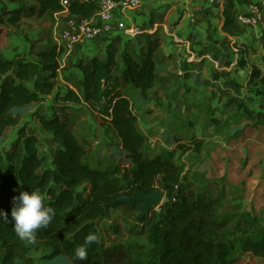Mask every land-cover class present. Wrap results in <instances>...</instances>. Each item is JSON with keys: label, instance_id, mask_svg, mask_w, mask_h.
<instances>
[{"label": "trees", "instance_id": "16d2710c", "mask_svg": "<svg viewBox=\"0 0 264 264\" xmlns=\"http://www.w3.org/2000/svg\"><path fill=\"white\" fill-rule=\"evenodd\" d=\"M29 1L34 5L29 8L30 14L38 18L62 11L60 0H0L4 4L1 21L6 19L8 25L18 27L24 11L5 4L16 6ZM98 12L95 0L69 8L71 16L84 19ZM135 39L145 40V44L139 42L138 47L122 49L116 41L108 40L101 52L81 60L77 66L82 82L80 94L69 88L57 90L55 80L60 75L59 59L63 54L58 47L34 56L22 52L10 59L0 58V210L10 218L13 197L39 188L44 203L56 210L53 222L37 231V243L51 249L48 259L65 256L72 264H114L97 227L109 216L107 205L120 196H131L136 189L146 194L161 189L166 198L149 232L153 249L146 264H236L238 260L230 258L234 247L227 240L230 219L218 211L217 201L200 193L187 194L181 168L171 158L160 154L149 159L144 155L147 138L138 130L135 105L148 102V93L161 81L156 56L162 43L160 36L145 33L137 34ZM254 72L261 86L257 94L264 100V74ZM130 87L139 90L138 96L129 97L126 90ZM48 100L45 107L50 115L39 117V129L56 146L52 157H41L39 138L34 132L28 133L26 127L19 128L17 138L9 144L3 143L7 131L20 123L17 112ZM59 104L98 110L106 129L117 139L118 164L113 170L90 165V150L58 116ZM171 142L176 143L174 150L180 154L192 150L200 153L203 147L196 138L189 144L175 138ZM122 154L125 163L119 159ZM121 207L127 206L117 208ZM133 209L139 211L140 204ZM90 232L98 235L99 242L88 248L87 260L74 262V250ZM24 243L11 222L0 221V264L25 261L28 249ZM241 251L264 261V236L246 239Z\"/></svg>", "mask_w": 264, "mask_h": 264}, {"label": "rangeland", "instance_id": "374dc122", "mask_svg": "<svg viewBox=\"0 0 264 264\" xmlns=\"http://www.w3.org/2000/svg\"><path fill=\"white\" fill-rule=\"evenodd\" d=\"M159 1L142 0V7L133 12L142 19L147 18L148 13L152 22H159V17L151 14L157 11L155 7ZM171 1L173 0H169ZM184 5H186L185 0H174L162 14L164 23L167 25L160 27L158 32L162 36L161 43L166 48L181 44L179 41L177 43L173 41L176 37L172 34H175V28L182 20L181 16L185 13L189 14L190 10H183L179 18L174 16L175 11L170 14L169 12L175 6L178 10ZM2 6L4 4L1 3L0 18ZM5 6L20 8L25 16L18 27L8 25L6 19L5 21L0 19V57H4V52L7 50L15 49L13 54L6 56L10 59L9 57L25 52L26 49L29 55L34 56L42 50L60 48L63 54L59 59L60 75L55 80L57 90L69 88L80 94L82 82L78 63L89 59L93 53L101 52L105 41L115 39L122 48L131 42L126 38L127 34L121 32L122 35L113 38L112 35L108 39L106 38L109 36L101 37L91 42L90 46L87 43L70 46L62 41H59V45L57 39L61 37L62 29L60 28L61 24H64V17L57 19L51 14L44 18L32 16L29 8L34 5L30 1L16 6L9 4ZM168 16L169 18L165 21ZM56 22H59L57 28ZM139 23L141 27L135 28L133 32L137 33L146 22ZM181 33L182 31L176 35L180 37ZM184 44L187 46V41L182 43ZM26 45L30 48L28 49ZM22 48L25 50L22 51ZM201 50H204L203 46ZM242 50L246 58L247 55L254 54V52L246 51L245 46ZM207 51L210 52L211 49L208 48ZM195 52L199 54V50ZM212 53H214L211 56L212 59L214 56L215 58L223 57L219 61L216 73L204 62L199 64L192 61L190 64L182 65L184 61H187L184 55L170 61L169 64L178 63L181 67L176 74L170 73L177 76V79L172 78V81L179 80L176 83L177 94L172 95V91L167 89L170 80L166 79L168 76L159 74L161 81L148 93V102L140 107L135 105L138 116L137 127L139 132L147 138L145 157L153 159L163 154L164 157L171 158L173 163L181 168V179L186 193H200L206 198L216 200L218 211L230 219L227 240L234 247L230 258H236L238 260L236 264H264L262 259L241 251L246 239L259 240L264 236V102L262 99L249 97L246 92L253 93L257 90L255 85L248 81V77L251 78L249 73L252 74L257 67L248 65V69L244 68L236 62V53L225 56L223 51L212 50ZM164 54L165 51L158 60L168 68L165 63L172 56L165 55V57ZM225 64L230 69L227 70ZM191 68L201 77L206 76L204 90L197 92L195 96L196 102L207 100L201 106L189 103L186 97L187 91L183 96L181 95L185 77L190 75ZM239 78L242 81H237ZM195 88L201 90L198 87ZM126 91L131 98L139 94V90L134 87L127 88ZM49 102L50 100L41 105H31L17 112L20 123L17 128H10L7 131L3 143L9 144L17 138L18 129L26 127L28 133L34 132L38 136L41 157L45 156L48 159L52 157L56 146L51 142V137L40 132L39 129V117L50 115L49 109L45 107V104ZM208 104L211 106L210 109H207ZM56 110L58 116L73 129L79 141L90 150L88 159L90 165L100 170H113L118 164L117 139L111 131L106 129V123L98 110L86 105H66L64 108L60 104L56 105ZM173 138L187 144L196 138L203 142V147L200 153L192 150L180 154L179 151L174 150L177 145L171 142ZM121 157L119 159L125 163L123 154ZM158 213L159 207L150 212L149 222L141 223L140 212L127 206L111 209L109 216L98 222L97 227L102 236L103 245L114 264H146L149 253L153 249L149 232L157 221ZM24 244L28 249L26 260L19 261L18 264H72L65 256L48 259L51 249L41 244L28 242Z\"/></svg>", "mask_w": 264, "mask_h": 264}, {"label": "crops", "instance_id": "0c3cea01", "mask_svg": "<svg viewBox=\"0 0 264 264\" xmlns=\"http://www.w3.org/2000/svg\"><path fill=\"white\" fill-rule=\"evenodd\" d=\"M173 1L169 2V0H160L159 3L156 4L155 8L157 9V11L152 12L151 14L154 16L157 15L159 17L158 18L159 22H152L149 18L148 13H147V18H143V19L139 18L131 10L126 11V12H122L121 10H118L114 14V17H115L116 22L123 23L127 29H130L133 31H135V28L138 29L139 27H141L139 26L140 21L141 22L145 21L147 24L146 23L143 24L142 28L138 30L137 34L145 33V34H150V35H158L162 38L158 30L160 27H163V26L166 27L167 25V23H164L162 14L165 13V11L167 10V6H169ZM185 1H186V5H184L185 7L184 6L180 7L177 10L176 9L177 6H175V8H172L169 12L170 14L172 13V11H175L174 16L179 18L183 10H187V9L190 10L189 14L185 13V15L181 16L182 20L180 23L177 24V27L175 28V34H172L174 37H176V39L173 41H175V43L179 41L181 44H179L178 46L171 45L169 46V48L168 47L166 48L162 44L161 51L156 56L158 73L162 75H166L168 76V78L166 79H170L169 83L167 84L168 86L167 89H169V91H172V95L177 94L175 92L176 89H178L176 87V83L179 82V80L172 81L171 79L172 78L177 79V76L176 75L173 76L170 73L176 74V71L181 70V67H179L178 63L169 64V62L173 61L174 59H176V57H179L180 55H184L187 58V61H184L182 65H185L186 63L190 64L192 63V61L193 63H199V64L204 62L205 64L209 66L210 69H213L216 73L218 71L219 61L223 57L215 58L214 56V59H212L211 56H213L214 54L212 53V50L218 51V52L223 51L224 56L229 55L230 53H236V57H237L236 62L243 65L244 68L246 69H248L247 68L248 65H253L254 67H257V69L255 70H258L262 74H264V26L258 25L256 27H244L240 24V22L237 19L238 14H249L250 7L252 5L258 6L264 15V0H229V4L227 3L224 10L221 9L218 4L213 2V0H185ZM168 18L169 16L165 18V21ZM140 19H142L143 21ZM58 25H59V22H56V28L58 27ZM62 25L63 24H61L60 29H62ZM186 25H187V28H185ZM183 28L185 29L183 30ZM181 31L182 33L179 35L180 37H178L176 34ZM120 33L121 32H118V31L113 32V34H111L112 38L118 35H122ZM111 35H109V37L106 36L107 37L106 39L111 38ZM127 36L128 37L126 38L128 39V41H131V42L128 45L123 46V48L121 47L122 49H124L125 47H129L130 49L138 47L139 42H142L145 44V40L140 41L135 38L133 39L129 35ZM113 41H116V40L113 39ZM184 41H187V46L186 44L182 45ZM218 41H220V43ZM87 45L90 46L91 42H87ZM202 46L204 47V50H201ZM244 46H245L246 51L250 53L254 52L253 56L247 55V58L245 57L246 54H244L243 53L244 50H242L244 49ZM29 48L30 47H28V49ZM208 48L211 49L210 52L207 51ZM14 50L5 51L4 57H0V58L6 59L7 55L14 53ZM24 50L25 49L22 48V51ZM195 50L196 51L199 50V54L198 53L195 54L196 53ZM27 51L28 50L26 49L25 52ZM163 51H165L164 56L165 55L167 57L172 56L170 59L166 60V63H165L168 66V68L164 67L158 60L159 59L158 57L162 56ZM166 51H169V52H166ZM227 58L228 57L226 56V59ZM245 61H247V63ZM190 66L192 67V65ZM226 68L227 70L230 69L228 68V66H226ZM207 71L208 70L206 69V72ZM249 74L251 75V78L248 77L247 75L248 81L253 83L255 85V88H257V90L253 93H249L248 91H246L248 96L254 97L255 99L263 100V98L261 96H258L257 94V91L261 90V86L259 83H257L255 72H253L252 74L251 73ZM205 77L206 76L201 77L200 74L193 68H191L190 70V75L185 77L186 81L183 83V86L187 84L185 86L187 87V89H184L185 87L183 88L182 86L181 95L183 96L184 93L187 91L188 94L186 97L188 98V101L190 104L192 103L193 105L201 106L202 104L206 103L207 101L206 99H204V101L202 102H196L197 100L195 99L197 92L204 90V85H205L204 78ZM237 81L240 82L242 80L239 78L237 79ZM195 87H198L201 90H197ZM209 91H212V90H209ZM174 100H177V99L174 98ZM246 102L249 104L248 101ZM249 105L248 107L250 108ZM210 107H211L210 104H208L207 109H210Z\"/></svg>", "mask_w": 264, "mask_h": 264}, {"label": "built area", "instance_id": "2783aa9c", "mask_svg": "<svg viewBox=\"0 0 264 264\" xmlns=\"http://www.w3.org/2000/svg\"><path fill=\"white\" fill-rule=\"evenodd\" d=\"M91 0H60L62 11L54 13V17H64L62 25L61 37L57 39L70 46L93 42L101 37H106L113 32H123L131 37H135L137 33L127 29L123 23L116 22L114 14L121 10L135 11L142 7V0H95L99 5V12L91 19L74 17L69 14V8L73 4H85ZM224 10L227 0H213ZM238 21L244 27L264 26V15L260 8L256 5L250 7L249 14H238Z\"/></svg>", "mask_w": 264, "mask_h": 264}, {"label": "clouds", "instance_id": "9594fccd", "mask_svg": "<svg viewBox=\"0 0 264 264\" xmlns=\"http://www.w3.org/2000/svg\"><path fill=\"white\" fill-rule=\"evenodd\" d=\"M56 210L44 203V197L39 188L31 191H21L18 196L13 197L11 217L0 210V221L11 222L16 236L21 241L36 244L38 240L37 231L47 228L54 220ZM99 242L97 234L90 232L84 239V243L74 250L73 261L87 260V250L94 243Z\"/></svg>", "mask_w": 264, "mask_h": 264}, {"label": "water", "instance_id": "95a60500", "mask_svg": "<svg viewBox=\"0 0 264 264\" xmlns=\"http://www.w3.org/2000/svg\"><path fill=\"white\" fill-rule=\"evenodd\" d=\"M165 198L166 196L161 189H156L151 194H146L136 189L131 196H120L114 202L107 205L106 211L109 212L111 209H115L121 205L134 208L140 204L139 218L142 220L148 217L153 209L155 210L160 207L164 203Z\"/></svg>", "mask_w": 264, "mask_h": 264}]
</instances>
